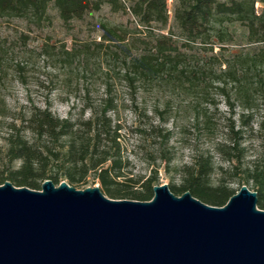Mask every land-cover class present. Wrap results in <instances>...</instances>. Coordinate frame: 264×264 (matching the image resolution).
I'll return each mask as SVG.
<instances>
[{"label": "rangeland", "instance_id": "rangeland-1", "mask_svg": "<svg viewBox=\"0 0 264 264\" xmlns=\"http://www.w3.org/2000/svg\"><path fill=\"white\" fill-rule=\"evenodd\" d=\"M119 1L117 9L103 3L98 11L68 23L52 5L42 22L0 17V176L20 167L18 160L8 164L5 158L9 114L49 107L59 119L86 120L109 98L113 109L107 116L120 128V156L128 163L123 179L137 182L133 190L139 191L149 178H154L153 186H179L180 168L203 156L214 166L211 186L223 184L236 193L244 182L230 176V167L248 168L262 156L264 57L259 60L264 43L251 39L248 28L234 17H216L199 35L186 36L173 18L178 0H166L165 25L153 22L148 26L130 13L132 1ZM253 7L257 16H264L263 3L256 1ZM102 26L116 29L124 41L100 45ZM162 37L173 43L172 54L186 75L138 82L132 97L123 60L146 53ZM253 59L257 62L252 65ZM242 121L247 128H241ZM151 126L170 133L166 147L151 135ZM231 127L243 130L242 152L238 160L227 162L218 146L227 144ZM93 178L89 174L85 185L76 189L99 187ZM246 186L253 191L251 183Z\"/></svg>", "mask_w": 264, "mask_h": 264}, {"label": "trees", "instance_id": "trees-1", "mask_svg": "<svg viewBox=\"0 0 264 264\" xmlns=\"http://www.w3.org/2000/svg\"><path fill=\"white\" fill-rule=\"evenodd\" d=\"M130 1L133 2V6L128 8L130 13L142 24L148 26L153 22L162 25L167 23L166 0ZM256 1L264 4V0H178L173 18L183 34L193 37L206 30L216 17L222 20L234 17V20L244 23L248 28L251 39L264 43V16L255 14L253 5ZM103 3L115 9L121 7L119 0H0V17L29 18L42 22L47 19V10L52 5L61 20L68 23L82 19L87 12L98 11ZM101 29L100 45H117L124 41L122 34L116 29L105 26ZM174 51L171 40L162 37L146 53L131 55L128 60H123L124 78L132 97L136 93L138 82L171 80L177 74L186 75L185 68H179L180 61L172 54ZM263 57L264 55L260 56L259 61ZM255 62L257 60L253 59L251 64ZM244 78L248 79V74L245 73ZM260 79L262 78L259 77V81ZM243 93H247L246 87ZM103 103V107L93 110L86 120L81 117L59 119L52 115L49 107H30L23 114H9L5 158L8 164L18 160L20 167L9 171L5 177L0 176V185L9 181L15 187L40 190L38 182L51 180L57 186L63 178L76 189L75 186L85 185L86 177L92 174L93 181L99 183L100 190L110 199L151 200L154 178L146 179L140 184L139 191L133 190L137 182L123 179L128 163L120 156V128L112 125L107 116L113 109L112 101L107 98ZM247 127V122L242 121L241 128ZM259 130H264L263 124H260ZM242 131H234L231 127L227 144L218 146V152L227 162L240 158L242 149L239 148V141ZM150 132L154 138L159 139L162 147L168 145L169 132L158 126H151ZM261 140L262 156L259 160L244 169L236 164L229 171L231 177H240L245 186L251 183L252 190L257 194V207L264 210L263 137ZM213 171L214 166L209 157L197 156L193 162L180 168L181 183L179 186H170L169 190L176 196L189 192L207 205L221 207L235 193L223 184L211 186L210 176Z\"/></svg>", "mask_w": 264, "mask_h": 264}, {"label": "water", "instance_id": "water-1", "mask_svg": "<svg viewBox=\"0 0 264 264\" xmlns=\"http://www.w3.org/2000/svg\"><path fill=\"white\" fill-rule=\"evenodd\" d=\"M149 201L44 180L0 185V264H264V210L242 185L225 205L152 187Z\"/></svg>", "mask_w": 264, "mask_h": 264}]
</instances>
